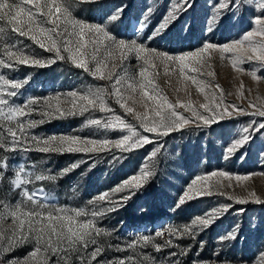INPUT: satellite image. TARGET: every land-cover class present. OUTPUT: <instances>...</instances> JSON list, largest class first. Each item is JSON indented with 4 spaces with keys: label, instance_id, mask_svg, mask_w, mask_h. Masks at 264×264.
I'll list each match as a JSON object with an SVG mask.
<instances>
[{
    "label": "snow or ice",
    "instance_id": "snow-or-ice-1",
    "mask_svg": "<svg viewBox=\"0 0 264 264\" xmlns=\"http://www.w3.org/2000/svg\"><path fill=\"white\" fill-rule=\"evenodd\" d=\"M81 2L98 3L99 0ZM194 3L195 0H175L146 39L152 41L160 37L182 13L192 9ZM76 4L77 0H0V70L17 71L20 66L46 68L58 61H69L94 78L109 82L107 86L96 88L57 92L42 97L27 96L22 103H17L14 98L19 97L21 90L29 84L30 74L19 80L0 72V184L7 183L11 190L18 192L19 197L15 201L6 196L0 197V255H9L20 247L29 248L23 257L0 260V264H157L150 253L142 251L143 248L151 246L159 253L169 247H179L174 243L173 237L190 236L195 239L199 232L210 227L231 206L213 208L196 216L188 225L179 228L168 226L164 230H157L154 236L140 235L124 245L106 244L101 241V237L106 238L110 233L100 226V221L123 208L154 174V168L145 164L138 170V174L134 173L110 189L97 193L87 201V205L91 207H66L58 206L54 202L55 197L45 193L43 187L36 190L28 187L35 182H54L57 175L37 171L35 166L29 170L25 163H19L12 169L13 175L9 177V161L13 157L8 153L36 151L43 154L84 153L90 156L110 153L109 163L115 164L124 158L117 153H128L152 144L155 147L149 157L154 159L163 148L162 138L185 130L188 126L207 127L240 115L264 117V105L257 107L249 101V108H254L255 111L248 112L236 104H225L223 89H220L219 84L202 78L215 77V72L210 70V61L214 53H219L221 60L227 59L237 73L247 71L254 80L264 79L257 75L255 68L246 70L242 67L245 63H254L259 68H264V0H217L206 22L207 33L214 32L215 27L229 13L235 15L248 6L253 7L256 13L252 19L253 27L244 32L240 39L223 45L213 43L206 36L199 47L178 54L151 48L143 40L138 41L136 38V33H142L148 27L151 9L137 21L133 37L125 38L115 34L110 25L122 20L126 6H118L101 21L89 22L73 15ZM19 37L27 38L50 55H37ZM133 56L141 63L137 65L138 73L129 74L124 62ZM117 59L119 65L113 63L109 69L108 62ZM117 67L120 72L116 71ZM160 67H163L165 75L177 74L181 80L191 81L197 91L204 95L205 102L197 108L190 100H169L155 83ZM214 89L219 90V95ZM239 94L244 96L242 82ZM109 99L131 115L142 132L118 115L108 103ZM129 100L132 105L142 106L144 111H137L130 106ZM178 109H184L191 115L186 116ZM94 112L105 115L99 118L89 117L85 121L86 126L105 132L120 130L125 134L111 139L107 136L95 138L74 134L45 136L32 131L54 119ZM34 115L39 119L33 118ZM261 130H264V121H249L239 130L238 138L227 147L224 158L229 159L243 149ZM145 133L154 135L150 137ZM82 163L85 161L71 163L59 172V176L72 172ZM251 175L255 174H234L227 170H213L197 175L179 196L176 207L212 195L227 196L238 204H262L264 200L255 191H249L246 197H240L223 190L232 188L233 181L236 186L241 185ZM224 181L228 183L225 184ZM73 192H76L75 188ZM238 227L235 226L232 231L220 237V240H236L239 235ZM165 233L168 238L163 243H156V237H164ZM200 243L203 247V241ZM106 248L129 254L105 260L101 257ZM187 251L188 249H183L179 254H186ZM177 255V252H170L168 264H178V261L171 259ZM193 264L207 262L193 261ZM252 264H264V246L258 250Z\"/></svg>",
    "mask_w": 264,
    "mask_h": 264
},
{
    "label": "rangeland",
    "instance_id": "rangeland-1",
    "mask_svg": "<svg viewBox=\"0 0 264 264\" xmlns=\"http://www.w3.org/2000/svg\"><path fill=\"white\" fill-rule=\"evenodd\" d=\"M175 0H99L98 3H85L77 0L73 15L76 18L89 22L101 21L103 17L110 15L118 6L124 5L125 11L122 20L110 25L111 30L120 37H133L134 27L148 10L151 16L148 27L142 33H136V38L143 40L151 48L178 54L199 47L207 36L213 43L223 45L233 40L240 39L242 34L253 27L252 19L256 14L253 7H244L235 15L229 13L228 17L215 27L214 32L205 31L206 22L212 13V6L217 0H195L194 7L180 15L160 37L152 41L146 39L152 30L158 26L164 15L169 11ZM187 29V30H186ZM24 44L30 45L37 55L48 56L42 49L33 45L30 40L19 37ZM231 55V54H226ZM119 65V60L109 61V69L112 64ZM129 74L138 73L137 65L141 63L134 56L124 62ZM215 72V77H202L209 79L213 84H219L223 89L225 104H236L248 112H254L249 108V101L260 107L264 105V79L254 80L247 71L237 73L231 63L221 60L219 53H214L210 61ZM242 67L246 70L255 68L257 75L264 77V68L245 63ZM120 72V68H116ZM10 78L23 80L29 74V84L21 90V95L14 98L17 103H22L27 96H47L57 92L70 90H82L107 86L108 81L94 78L82 69L76 68L69 61H58L46 68H34L20 66L17 71L0 70ZM155 83L163 90L172 102L180 99L189 100L199 108L205 102L204 95L199 93L191 81L181 80L177 74H164L163 67L158 69ZM241 82L244 85V96L239 94ZM219 95V90L214 89ZM108 103L115 112L129 123L139 128L138 122L131 115L126 114L114 100ZM130 106L137 111H144L140 105ZM186 116L189 112L178 109ZM203 111V109H200ZM105 114L94 112L85 113L83 116H72L62 119H54L32 130L39 135L50 134H74L81 137L100 138L107 136L111 139L120 138L125 133L120 130L96 129L86 126L85 121L91 118H99ZM39 119L38 116H33ZM264 121V117L252 115H240L232 119H226L218 124L197 128L188 126L185 130L171 133L162 138L163 148L157 157L150 158L149 153L155 145H145L143 148L120 154L123 159L115 164H110V153H102L99 156L84 153L43 154L36 151L28 153H8L13 158L9 161L8 176L13 175L12 169L19 163H25L29 170L35 166V170L45 174L57 175L54 182H35L28 185L30 190L44 188L45 193L55 197L58 206L66 207H91L87 201L97 193L119 184L123 179L132 174H138V170L147 164L154 168V174L149 177L144 186L118 211L108 214L100 221V226L110 234L101 237L106 244L124 245L140 235L154 236L157 230H164L168 226L183 227L191 223L196 217L203 215L213 208L221 205H230L229 210L221 215L210 227L199 232L195 239L190 236L182 238L173 237V241L179 247H169L157 253L153 247L148 246L142 251L150 253L157 264L162 261L168 264V254L177 252L172 260L178 264H193V261L207 262V264H252L258 255V250L264 246V203L249 202L238 204L229 200L227 196L212 195L188 201L183 206L176 207L179 196L186 190L187 185L197 175L210 173L213 170H227L234 174H255L239 186L233 181L232 188L223 189L229 194L246 197L249 191H255L257 196L264 200V130L256 133L254 139L237 151L231 158L225 159L227 147L234 139L238 138L239 130L249 121ZM145 135L153 136L152 133ZM83 160L78 168L72 172L59 176V172L71 163ZM215 179V178H213ZM227 184V181H224ZM73 188L76 192H73ZM6 196L9 200L18 199V192L10 189V186L0 184V197ZM243 209L241 212L240 210ZM238 227V237L234 241H221L220 237ZM156 237V243H163L167 239ZM203 241V247H201ZM183 249H188L186 254H179ZM28 247L17 248L9 255H0V260L7 261L13 257H23ZM127 252H116L107 249L101 257L111 260L114 257L128 255Z\"/></svg>",
    "mask_w": 264,
    "mask_h": 264
}]
</instances>
